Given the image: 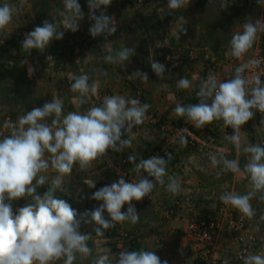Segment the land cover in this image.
<instances>
[{
	"label": "crops",
	"instance_id": "obj_1",
	"mask_svg": "<svg viewBox=\"0 0 264 264\" xmlns=\"http://www.w3.org/2000/svg\"><path fill=\"white\" fill-rule=\"evenodd\" d=\"M3 1L10 4V0ZM11 1L17 5L18 11L10 24L0 30V132L4 131L2 136L10 134V129L5 127L6 122H16L20 116L34 107H42L53 98L63 101V115L73 111L83 114L93 106L102 105L103 101L96 98L99 93H106L107 96L122 95L132 99L135 90L139 88L150 107L144 122L134 126L131 133L125 136V139H131V145L126 148V154L128 157L134 156L136 162L139 158L155 153L165 145L168 130L161 129L153 122L151 116L158 117L165 124L177 122L181 117L175 114L174 109L178 104L185 105L181 95L186 96L188 93L199 90L203 80L204 54L211 52L216 56H222L224 53V48L211 51L198 46L199 29L195 26L196 24H187L184 16L157 23L156 19L160 18V14L167 9V0L166 2L149 0L141 7L130 6L129 0H112L107 8V14L115 19L117 31L110 37L93 38L88 31L92 23L88 19V0H78L85 14L84 19L80 21L79 30L75 33L65 32L62 40H53L43 52L35 53L31 50L30 55L27 53L22 56L21 41L24 35L39 26L33 20L28 22L29 19H24L23 15L31 8L34 15L43 16V21L53 20L60 26L62 17L58 12L63 9V0H23L22 6L21 0ZM25 3L28 4V8L25 7ZM260 10L259 18H254L252 22L256 19H264V5H261ZM184 27L186 34L182 31ZM190 27H194V30L192 31ZM138 28L144 30L145 35L140 36L142 40L140 45L148 48V54L145 48L143 54L136 49V54L124 62L125 66L107 63L105 56L109 54V48L114 53L123 47L136 48L139 45L137 37L135 38L136 34L131 32ZM60 30L63 31L62 28ZM239 30L242 31L243 28ZM261 35L264 36V33ZM178 36L179 39H177ZM259 37L260 33L257 39ZM77 45L80 48H77ZM162 48H170L175 54L182 55V60L197 58L193 60L194 63L197 61L196 68L194 71L187 69L184 66L187 60L180 66H174L169 62L164 64L166 71L163 78H158L151 70L149 79L146 82L142 81L135 71H141L142 64L145 62L150 63V66L155 60L162 63L161 58H157ZM29 68H33L34 71H28ZM83 74L88 75L90 84L98 83V91L96 95L89 93L85 98L86 103L80 104L79 93L71 90V84L74 83L73 77ZM182 78L191 81L189 88L177 87L178 81ZM261 82L264 84V77ZM178 90L185 91L179 94ZM46 119L51 121L53 117ZM223 128V121L219 120L218 132L214 139L191 137L192 135L185 137L186 141L188 138H194L197 141L195 148H188L180 143V138L184 137L188 131L170 143L169 150L174 163L172 165L167 163L164 184H156L150 193L149 201L132 202L140 214V220L136 224L130 221L123 222V226L127 229H139L141 233L135 246L130 247L125 244L124 249L155 251L156 255L162 261L167 260L168 264H194L196 252L193 251L191 242L184 234L188 219L196 216H215L219 197L225 190L246 194L250 190L249 179L243 168L250 154L245 153L244 148L253 145L264 146L261 144L264 124L261 123L260 118L253 117L241 127L239 148L226 138L228 136L224 135ZM230 130L233 135L234 130L231 127ZM49 155L45 153V158ZM212 156L218 159L223 157L238 160L241 171L232 173L224 170L222 164L213 166ZM105 157L112 162V168L106 166L105 160L98 158L87 169L82 170L78 163L75 164L71 174L62 177V185L60 189H57L56 196L65 199L79 213L99 206L102 201L90 199L92 193L113 183L122 167L118 162L119 154L113 150H109ZM135 162L129 161L128 167L133 168ZM42 174L47 179L45 185L37 189L40 195L47 191L51 181L59 175L51 167ZM169 177H174L180 185L177 194L166 190ZM93 183H96L95 188H90ZM186 193L192 194V202L175 210L174 216H168L165 209L171 205L173 198ZM261 195L264 193H257L250 201L255 212L249 223L253 230L264 229V219H261L264 217V200L260 199ZM30 202L31 197L26 196L12 203L13 206L22 207ZM126 209L127 205L124 206L123 211ZM105 217L107 218L106 212ZM93 227L82 224L80 229L82 232L91 233L87 244L92 249V258L107 254L112 264H115L118 255L108 240V235H96ZM157 238L160 239L159 243L155 241ZM215 245L224 256L229 258L234 256L236 245L226 225L218 231ZM256 254L264 255V244L260 246ZM90 259L77 254L74 264H90ZM53 264H63V258L54 261Z\"/></svg>",
	"mask_w": 264,
	"mask_h": 264
},
{
	"label": "clouds",
	"instance_id": "obj_2",
	"mask_svg": "<svg viewBox=\"0 0 264 264\" xmlns=\"http://www.w3.org/2000/svg\"><path fill=\"white\" fill-rule=\"evenodd\" d=\"M111 3L112 0H88V19L92 22L88 31L91 37H110L116 33L115 19L107 14ZM189 4L190 0H167L168 14ZM257 4L264 5V0H257ZM17 11L15 5H0V30L10 24ZM58 14L62 17L60 26L53 20H44L24 35L22 51L29 55L31 50L43 52L53 40H62L65 32H77L85 16L78 0H63V9ZM182 31L186 34L185 27ZM258 33H264V19L245 22L242 32L232 35L227 55L240 59L253 47ZM108 53L105 56L107 63L125 66L124 62L136 54V48L123 47L114 53L109 48ZM261 63L260 59L243 63L235 68L230 79L223 81L209 74L201 81L196 93L199 102L178 104L175 114L186 117L197 128L222 120L225 127L234 130V134L226 138L239 148V132L253 119V109L264 113V84L258 75L252 74V70L259 68ZM151 69L158 78H163L166 65L155 60ZM28 71L34 69L29 68ZM135 74L144 82L149 79L147 73L140 70ZM73 80L71 90L79 93L80 104L86 103L89 93L96 95L98 83L90 84L88 75L73 77ZM190 86L191 81L187 78L177 83L181 89ZM149 107L138 99L112 95L104 97L101 106H93L83 114L73 111L63 115V101L53 98L42 107H34L20 116L16 122H6L5 127L10 129V134L0 139V264H53L62 258L63 264H74L77 254L91 258L90 264H112L107 254L92 258V249L87 244L91 233L82 232V224L94 226L93 231L98 236H103V230L113 226V222L130 221L136 224L140 214L132 202L148 197L157 183L164 184L168 160L158 155L141 159L133 169L140 176L137 182H128L121 177L103 186L90 197L102 203L82 213L55 193L61 188L62 177L71 174L75 164L78 163L82 170L87 169L108 150L119 152L129 147L131 139L124 137L131 133L134 126L144 122ZM48 117H53L51 123L47 122ZM261 123L264 124V119ZM186 142L184 137L180 138L181 145ZM244 152L250 154L243 168L250 190L246 194L225 192L219 198L251 219L255 212L250 201L257 193H264V146H247ZM45 153L50 155L45 158ZM168 159H171L170 154ZM128 160L134 163L135 157L129 156ZM211 163L213 166L222 164L224 170L232 173L241 171L238 160L212 156ZM50 167L59 175L40 195L37 189L45 185L47 179L42 173ZM142 172L147 175H141ZM95 185L91 184L90 188H95ZM179 188L177 180L169 177L166 190L177 194ZM26 196L31 197V202L14 212L12 202ZM260 199L264 200V195ZM125 205L127 209L122 211ZM115 264H168V261H162L155 251L122 249ZM243 264H264V255L249 254L243 257Z\"/></svg>",
	"mask_w": 264,
	"mask_h": 264
},
{
	"label": "built area",
	"instance_id": "obj_3",
	"mask_svg": "<svg viewBox=\"0 0 264 264\" xmlns=\"http://www.w3.org/2000/svg\"><path fill=\"white\" fill-rule=\"evenodd\" d=\"M138 5L145 3V0H135ZM230 51H224L222 56H216L211 52H206L204 54V72L206 78L209 74L214 75L218 81H223L230 79L234 74L235 68L240 66L243 63H246L252 59H260L262 61L259 68L253 69L252 74L258 75L262 80L264 77V47L258 43L254 47L248 50L240 59H236L227 55ZM192 57V55H191ZM193 59V58H192ZM160 61L162 64L171 63L174 66H178L182 63V58L178 54L167 53L164 58H161ZM141 90L138 88L135 92V97L133 99H139ZM107 94H99L98 100L103 101V98ZM254 117L264 119V113H261L255 109ZM151 119L154 123L158 124L159 127L163 130H168V135L165 137V145H163L155 153H151L146 157H141L136 160L135 163H139L141 159H148L153 155H158L160 157H165L169 152V145L181 134L187 131L186 124L175 125L172 123H163L159 120L158 117L151 116ZM215 121V120H214ZM51 123V121H48ZM186 123L194 125L191 121L185 120ZM218 125V122H214ZM195 126V125H194ZM224 135L230 136V127H225L222 129ZM4 131L0 132V135H3ZM125 138V137H124ZM261 144H264V136L262 138ZM191 146L196 147L197 143L193 139L189 140ZM127 147H124L120 152L121 154L118 157V162L122 167L118 172V177L115 179L117 181L119 178L123 177L128 182H137L140 178L134 171L133 168L128 167V155L126 154ZM111 150V149H110ZM109 151V150H108ZM124 152V153H123ZM123 153V154H122ZM100 160H105L106 166L112 168L113 164L111 161L106 160L105 155L98 157ZM145 176V173H141ZM151 199V194L148 197L143 198V201H149ZM193 200L191 193L182 194L180 197H175L172 200L171 205L165 209V213L168 216H172L175 213V210L180 207L191 203ZM123 211V209H122ZM250 219L245 217L240 213L236 208L232 207L230 204L226 205L221 200L217 203L216 215L208 217V219L190 217L184 227V234L189 239L192 245V249L196 252L195 257H199L203 260L204 264H235L242 263L243 257H246L249 254H256L260 246L264 244V229L253 230L250 228ZM226 225L229 231L232 234L233 241L236 245V251L232 258L224 256L215 245L216 236L218 231ZM114 227V236L111 238L114 241V247L119 252L124 249L126 243H136L138 242L140 231L139 229H127L123 226V222H113ZM157 243L160 242V239H155Z\"/></svg>",
	"mask_w": 264,
	"mask_h": 264
},
{
	"label": "trees",
	"instance_id": "obj_4",
	"mask_svg": "<svg viewBox=\"0 0 264 264\" xmlns=\"http://www.w3.org/2000/svg\"><path fill=\"white\" fill-rule=\"evenodd\" d=\"M2 1L3 0H0V5L4 4V1L3 2ZM148 1L149 0H145V2H148ZM161 1L164 2L165 0H161ZM243 1L244 2H242V0H241L240 3H233L234 2L233 0H226V1L190 0L189 5L183 7L179 10H176L175 13H173L171 15L168 14L169 9L167 7V9H165L163 11V14H160V16H159L160 18L156 19V21L158 23V22H163L164 20H168L169 18L176 19L179 16H184L185 20L187 21V24H189V25L198 24L199 25L200 29L198 32L199 33L198 46L205 47L206 50L208 49L211 51L217 50L220 48L230 49V40L232 38V35L235 34V31L237 30L236 27L240 26L238 28H243V24L245 22H252V20L259 15L257 13L258 11L256 9H254V6H255L254 4L250 7H248L249 6L247 4L248 0H243ZM9 2H10V4L14 5L13 1L10 0ZM24 5H25V7L28 8L27 3H25ZM15 6H17V5L15 4ZM23 17H24V19H29L28 22H31V20H33L34 23L38 24V25L42 24V22H43V16H39L36 14L34 15L31 8L28 10L27 13H25L23 15ZM131 32L136 34L135 38L137 37V40L139 43V45H137L136 49H139L140 53L143 54V49L145 48L147 50V54H148V52H149L148 48L146 46L142 47L140 45L142 42L140 36L145 35L143 33L144 30L138 28L137 30L133 29V31H131ZM77 48H80V46L77 45ZM32 51H34L35 53L39 52L37 50H32ZM21 53L20 54L22 56L27 54V52L25 53L24 51H22ZM167 53L175 54L172 50H170V48H162V49H160V53L158 54L157 58H164V56ZM184 60L185 59L182 60V63L185 62ZM179 66H180V64H179ZM151 70L152 69H151L150 63L145 62L142 64L141 71L147 73L148 76L151 75V72H152ZM4 72H5V70H4ZM136 90H135V92H136ZM198 91L199 90L192 92V93H188L186 96L181 95L182 102L185 105L198 103L199 99L196 95V93ZM99 94H106V93H99ZM179 94H180V92H179ZM98 95L96 98H98ZM134 97H135V93H134V96L132 97V99ZM139 99H140L141 104H147L146 100L144 99L143 93L140 94ZM185 120H187L186 117H181V118H178L177 122H172V124L179 125V126L182 124H186V129H187L188 133L186 135H184V138L190 137L189 135H192L191 137L199 136L200 138H203V139L204 138L207 139V137H212L214 139L216 137V135H217L216 133L218 132L219 120H215V121L211 122L210 124H206L205 126L200 127V128H197L194 125L186 123ZM214 122H218V125L214 124ZM136 126H138V125H136ZM0 136H1L0 139H2V137H4L2 135H0ZM190 139H193V141L195 140L194 138H188L185 145L188 146V148H191V147L195 148L194 146H191V144L189 143ZM195 142H197V141L195 140ZM200 144H202V143H200ZM113 151L116 154H119V155L121 154L120 151L119 152H117L115 150H113ZM168 154H170V156L172 157V153L170 152V150H169ZM168 154L164 158L168 160L167 163H170L172 165L174 163V160H172V158L168 159ZM225 192H226V190L223 191L222 194ZM178 197H180V196H178ZM18 207H21V206H13V211L15 212V209ZM216 208H217V205H216ZM174 214H173V216H174ZM196 217L208 219V217H212V216L205 215V216H196ZM104 234L108 235V240L111 242L112 247L115 248L114 247V241L111 239L115 234L114 227L111 226L108 229H105ZM136 244H137V242L133 243V244L126 243V245H128L130 247L135 246ZM193 263L194 264H204L203 260L200 259L199 257H195L193 259Z\"/></svg>",
	"mask_w": 264,
	"mask_h": 264
},
{
	"label": "rangeland",
	"instance_id": "obj_5",
	"mask_svg": "<svg viewBox=\"0 0 264 264\" xmlns=\"http://www.w3.org/2000/svg\"><path fill=\"white\" fill-rule=\"evenodd\" d=\"M129 1H130V2H129V3H130L129 5H130V6L132 5V6H135V7H141V6H143L145 3H147V2H145V3L141 4V5H138V4L136 3L135 0H129ZM220 1H221V0H220ZM233 1H234L233 3H240V2H241V0H233ZM148 2H149V1H148ZM242 2H244V1L242 0ZM247 4L249 5L248 7L252 6L253 4L255 5V6H254V9H256V10L258 11L257 13L259 14L256 18H259V16H260V11H261V10H260V9H261V4H257V0H248V3H247ZM194 25H195V24H194ZM195 26L198 27L197 29H200L198 24H196ZM238 27H240V26H237V27H236V28H237V31L242 32V31L239 30L240 28H238ZM190 28H191L192 31L194 30V27H190ZM198 32H199V31H198ZM235 33H236V32H235ZM198 34H199V33H198ZM258 43H260V44L264 47V36H262L261 33H260V37H259L258 39H256L254 45H255V44H258ZM254 45H253V47H254ZM225 50L227 51L228 49L224 48V51H225ZM222 54H223V53H222ZM181 56H182V55H181ZM181 56H180V57H181ZM182 57H183V56H182ZM220 57H221V56H220ZM184 59H185L184 61L187 60V61L185 62V64L183 63L184 66L187 67V69H192V70L194 71V69H195L196 66H197V65H195L197 61H196L195 63L193 62V60H194L195 58L190 59V60H189V58H184ZM195 60H197V58H196ZM195 60H194V61H195ZM202 62H203V60H202ZM203 70H204V67H203ZM197 71H198V70H197ZM201 71H202V70H201ZM202 75L204 76V77H203V80H205V79H206V76H205L206 74H205V72H203ZM178 91H179V90H178ZM184 91H185V90L181 91L180 93H183Z\"/></svg>",
	"mask_w": 264,
	"mask_h": 264
}]
</instances>
